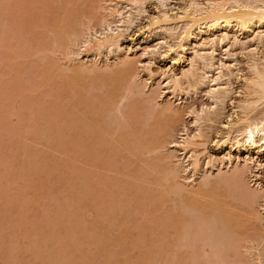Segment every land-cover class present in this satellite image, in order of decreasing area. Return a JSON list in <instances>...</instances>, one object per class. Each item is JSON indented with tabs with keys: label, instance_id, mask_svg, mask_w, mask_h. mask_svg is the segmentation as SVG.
Listing matches in <instances>:
<instances>
[{
	"label": "rangeland",
	"instance_id": "374dc122",
	"mask_svg": "<svg viewBox=\"0 0 264 264\" xmlns=\"http://www.w3.org/2000/svg\"><path fill=\"white\" fill-rule=\"evenodd\" d=\"M198 1L204 4L208 2V0ZM109 2L110 0H0V264H177V262L181 264L184 256L193 253L192 251L194 253L191 256L188 255V258L185 256L186 264H245L244 262L258 264L259 254L262 256V261L264 259V158L258 159L256 153L252 151L249 153L250 157L242 151L240 161L235 158L232 164L225 160L224 163L219 162L213 168L203 165L204 167L202 166L196 175L195 181L191 182L189 176L193 173L187 170L186 162V164H181L184 155H180V152L170 142L180 141V133L185 128L191 134L197 131L193 121L195 118L191 111L193 109L201 110L204 106H213V100L209 98L212 85L224 84L229 81L228 84L231 86L229 92L223 103L219 101L220 106L216 111L219 114L211 116L212 121L206 117L202 119L206 122L201 123L207 140L205 148L214 152L213 158L223 157L222 151H218L216 139L224 131L226 121L236 120V115L235 118L231 117L233 105H237L239 103L237 101L243 98L240 87L245 78L252 75L247 64L248 58L253 54L258 55V52L260 56L264 55V37L263 43H256V40L252 39L253 37L247 38V35H240L241 33L237 35L231 31L228 38L223 43H218L217 47L211 44L203 46L204 40H200L198 45H192L199 50L205 47L216 58L217 64H222L220 69H212L209 73L211 78L220 76V79L216 83L202 85L197 92L189 89L188 93L184 91L185 93L182 92L178 98H173V90L166 87V82L164 83L160 73L164 72L166 75H172L174 71L179 73L184 67L191 68L193 62L185 61L182 62V65L173 63L170 56L175 57V53H171L169 57L166 56L164 50L168 45L158 36L143 42L145 32L143 26L160 11L156 0L146 1L147 13L135 19L132 27L125 32L122 38L124 45L131 46V51L126 50L118 54L103 53L97 58L94 51L86 53L88 49L85 47L84 41L88 30L94 27L100 33L102 22L105 23L107 18L109 21L114 20L108 10ZM185 2V0H170L168 3L170 13L178 11ZM175 31L177 29L168 30L169 34H172L169 41L176 40L178 34H174ZM259 31L255 34L257 35ZM253 48L257 49V52L253 50V53ZM71 51L76 52L75 59L68 56ZM193 52L194 49L189 48L188 55L190 56ZM127 60L130 62L126 63ZM201 61L197 60L196 64L201 65L203 63ZM80 62L83 66L84 63L93 64V66L97 64L98 68L102 70L96 68V70H93L94 68L90 70V68L80 65ZM125 63L133 65L129 68V65ZM149 65L153 74H156L152 78L146 71V67ZM123 66L124 69L127 66L126 70L131 69V74L127 71L128 73L121 75ZM84 68L89 69L88 75ZM260 68L264 69V65ZM124 69L123 72H125ZM73 84L77 85L73 86ZM95 100L97 101L95 102ZM73 101L76 102L73 104ZM57 102L61 104L59 107H57ZM67 102L70 103L67 104ZM70 104L74 108L71 110V114L67 112L68 107H71ZM167 104L171 105L172 110H169L171 108ZM167 107L169 109L166 111ZM237 110L241 114V110ZM263 112L264 103L255 110L254 115H262ZM60 113L62 114L61 118ZM55 117L60 119L54 120ZM77 118L83 122L79 123ZM61 120H63L62 123ZM49 121L53 124L56 122L61 124L53 125ZM87 123H91V125ZM157 123L159 124L158 131ZM86 124L88 129L99 125L98 128H105L106 133H109L105 134L106 136L102 135L108 142L107 144L105 142V149L102 145L101 147L98 145L101 148L100 151L98 146L94 149L97 144L95 140L98 141V138L92 135V132L89 133ZM92 125L95 126L91 127ZM53 126L56 128L53 129ZM134 129L137 130L134 131ZM141 129L143 130L141 131ZM138 130L141 132L140 139L137 136L140 133ZM150 130L154 132L153 138ZM144 132L146 135L143 138ZM128 134L129 137H127ZM150 135L153 140L148 138ZM157 135L162 138L159 139ZM123 136L127 138L124 137L122 140ZM154 136L161 142L158 141L156 144ZM107 138L111 140L108 141ZM146 138L150 145V147L146 146L149 148L148 150L144 146L147 144L145 143ZM132 139L134 142L130 141ZM150 140L152 141L150 142ZM112 142L114 143L112 144ZM132 142L133 144L136 142L137 145H133ZM91 144L94 148L90 146ZM118 144H122L120 146L123 148H120ZM55 145L56 147H54ZM57 145L59 146L57 147ZM162 145L163 147H161ZM235 147L237 146L235 145ZM235 147L232 150L233 155L238 153ZM203 148L201 147L199 150L202 151ZM36 151L40 152L39 155L36 154ZM101 151H103V155L99 154ZM114 151L116 153H113ZM95 153H97V157L100 155V161H102L101 159L104 161L95 162L99 159V157L96 159ZM162 157L167 158L165 160ZM85 158L88 159V163ZM106 162L109 163H107L108 166ZM156 162L160 168L159 166L152 168L156 166L154 165ZM260 162L263 163L262 166H259ZM97 163L98 165H96ZM99 164L106 166L105 169L107 171L109 169V174L102 166L104 172L100 171ZM92 166L93 170H99V174L101 172V177H96V174L92 180V174L97 173L96 171L90 172L92 169L86 173L87 168H92ZM142 167L145 169L144 174ZM148 168L151 170L147 174L146 169ZM239 168L242 169V172L244 170V182L242 180L241 186L238 188V185L235 186L236 183H231L230 175ZM172 169L176 171V178L173 176L175 172ZM88 172L92 174L89 175ZM89 176L90 179H86V181L85 177L89 178ZM142 176L145 177L141 178ZM164 177L165 181H163ZM191 177L193 178V176ZM167 178L170 179L168 182ZM135 179L138 184H142L144 179L146 182L144 181V184L138 189L139 185L135 183ZM138 179L142 182L139 183ZM152 180L155 182L153 185ZM162 181L164 184L167 182L165 184L167 186H162ZM260 181L263 182V186L258 184ZM242 183H244L243 189H241ZM144 186L147 188H143ZM178 186L179 188L181 186V189ZM205 188L207 193L203 195L206 192ZM211 188L217 196L213 195ZM134 189L139 191L136 190L135 193ZM202 191L204 192L202 193ZM222 191L225 193L223 194ZM242 191L244 192L242 193ZM252 191H257L261 197L255 203H251V201L248 203L250 198L249 196L247 198V195L252 194ZM221 192L224 198H222ZM197 193L199 195L196 197ZM230 194L232 196H229ZM200 197H204L202 200L207 198L213 202L214 209L206 208L207 205L202 202L200 203L206 206L199 207L198 201H195V203H199L198 207L194 205L193 201ZM211 197L216 202L210 200ZM217 198L221 201L224 199L228 205L230 203V209H226L230 211L233 206L232 214L235 216L230 214L228 218L226 211L224 214L220 207L217 208V211L216 206L218 207V203L221 202ZM108 201L110 206L106 204ZM129 201H131L130 206ZM99 207L104 211L101 212ZM235 207H237L236 210ZM238 208H242V210ZM161 214L170 216L166 220L168 223L163 221L168 224L167 226H163L162 222L159 223L156 220L161 219ZM239 214L243 215V219L239 218ZM165 218L166 216L161 220ZM236 219L239 220L236 221ZM199 223H202L201 229H199ZM257 223L259 224L257 225ZM240 224H244V226ZM133 226L135 230L131 229ZM165 226L166 228L169 226L171 231L176 228L175 231L180 232L179 235H175L176 232H170L171 235H169L166 232L167 229L164 228V232L169 236L166 235V238L164 232L162 233V227ZM177 226L179 227L177 228ZM125 228L128 230L129 236L133 233L132 237L126 236V239L123 235ZM130 229L132 233H130ZM88 230L92 232H88ZM169 230L167 231L169 232ZM193 232H195V236ZM142 236L147 238L143 239ZM158 237H162L163 241L166 240L167 252L163 250L162 243L164 242ZM92 238L96 241L93 242ZM102 238L105 239L104 242H102ZM122 239L130 242L123 243ZM115 242L121 245L117 246L114 244ZM205 242H207L205 248L211 247L210 249L214 250L217 247L215 249L217 251L210 253L205 250L203 248ZM133 243H138V245ZM126 247L129 250L125 249ZM121 248L128 250V253L125 250L122 251ZM118 250H121L120 253ZM179 250H182L183 254L189 251L181 261L178 259L180 255L177 256ZM145 252L150 253L151 257L145 255ZM206 252L208 254H204Z\"/></svg>",
	"mask_w": 264,
	"mask_h": 264
},
{
	"label": "bare ground",
	"instance_id": "6f19581e",
	"mask_svg": "<svg viewBox=\"0 0 264 264\" xmlns=\"http://www.w3.org/2000/svg\"><path fill=\"white\" fill-rule=\"evenodd\" d=\"M2 1V0H1ZM146 1L147 0H110V2L108 3V8H106V9H108L109 11H110V14L112 15V17H114V20L113 21H109L108 20V18H107V20H105V23L104 22H102L103 24L101 25V27L100 28H102V30H101V32L99 33V31L97 30V28H90L89 30H88V32H87V34L85 35L86 36V40L84 41V45H85V47H87V52L86 53H89V51L90 52H93V53H95L94 55L96 56V58H97V56H101L103 53H110V54H115V53H121V52H123V51H126V50H129V51H131V46L130 45H124L123 44V42H122V38H123V36H124V34H125V32L127 31V30H129V28L130 27H132V25H133V23L135 22V19H137L140 15H142V14H144V13H147V9H146ZM157 1V7H158V9H160V11H158V13H156L155 15H153V17H152V19L151 20H149V21H147V23L143 26V28H145V32H144V37H143V42H147V41H149L150 39H152V38H154V37H159V39H161V40H163V41H165V43L168 45L167 46V49L166 50H164V54L166 55V56H168L169 57V55L171 54V53H175V57H171L170 56V58L173 60V63H178V64H180V65H182V62H185V61H192L193 62V65L191 66V68H183L182 69V71L181 72H173V74L172 75H166L164 72H162V73H160V74H162L161 76H162V79L164 80V83L166 82V87L169 89H171V90H173V98H178V96H180V94L182 93V92H184V91H186V93H188V91H189V89H193L195 92H197L198 90H199V88L202 86V85H204V84H206V83H216V81L217 80H219L220 79V76H218L217 78H211L210 76H209V73L211 72V70L212 69H215V70H218V69H220V67L222 66V64L221 65H219V64H217V61L215 60L216 58H214V56H212V54L210 53V52H208V50L205 48L208 44H211V45H213L214 47H217V45H218V43H223L227 38H228V36H229V33L231 32V31H234V33L235 34H237L238 35V33H241L240 35H247V38H251V37H253L252 39L254 40H256V43H260V42H262L263 43V34H264V0H208V2L207 3H201L200 1H198V0H185L186 2L184 3V5L182 6V7H179V9H178V11H176V12H174V13H170V10H169V8H168V3H169V1L170 0H156ZM2 3V2H1ZM1 3H0V5H1ZM4 5V4H3ZM3 8V7H2ZM104 19V18H103ZM106 19V18H105ZM116 19V20H115ZM95 25V24H94ZM98 26V25H97ZM169 29H171V30H176L177 29V31H175V33L174 34H178L176 37V40H172V41H169V38H171V33L169 34V32H168V30ZM260 30V31H259ZM87 31V30H86ZM257 31H259L258 32V34L256 35L255 33L257 32ZM173 34V35H174ZM253 34H255V36H252ZM173 37V36H172ZM172 39H175V38H172ZM200 40H204L203 41V43H202V45L203 46H205V47H202V48H200V50H199V48L197 49L196 47L194 48V47H192V45H198L199 44V42H200ZM81 42V41H80ZM73 47H74V45H73ZM77 47V46H76ZM189 48H193L194 49V52H193V54H191L190 56L188 55V50H189ZM85 50V49H84ZM254 50V48L252 49V51ZM76 51V50H75ZM254 51H256L257 52V49L256 50H254ZM254 51H253V53H254ZM76 52H78V51H76ZM76 52H74V51H71V52H69V54H68V56L69 57H73L74 59H75V57H74V55L76 54ZM82 52V51H81ZM80 52V53H81ZM79 54V53H78ZM210 54H211V57H210ZM63 55V54H62ZM173 55V54H172ZM67 57V56H66ZM80 57V56H79ZM71 58H70V60H71ZM72 58V59H73ZM77 58V57H76ZM95 58V59H96ZM100 58V57H99ZM169 58V59H170ZM170 59V60H171ZM68 60V59H67ZM197 60L198 61H201V60H203V61H201V62H203L201 65L199 64V65H197L196 64V62H197ZM69 61V60H68ZM75 61V60H74ZM73 61V62H74ZM80 61V60H79ZM85 62V61H84ZM126 62V61H125ZM128 62H130V61H128L127 60V62L126 63H128ZM200 62V63H201ZM82 62H80V65H82L81 64ZM92 63V62H91ZM96 63V62H95ZM125 63V64H126ZM261 63V64H260ZM86 63H84V66L85 67H87V68H90V70H92L93 68V70H99V69H101V68H98V66H97V64H94V65H96V66H93V64H86ZM124 64V63H123ZM195 64V65H194ZM247 64H248V66H249V69L251 70V73H252V75L250 76V77H246L245 78V80H244V83H243V85L240 87L241 88V91L243 92V98H241V99H239V101H237V105H233V108H232V113H231V117H234L235 115H236V120H232V119H230V120H228V121H226V124H224V131H222V134H218L219 136H218V138L216 139V144L218 145V151L219 150H221L222 151V153L224 154L223 155V157H218V158H213L214 157V152H211V151H209L207 148H205L206 146H207V140L205 139V132L203 131V129H202V126H201V123L203 122V121H205V120H203L202 121V119H204V118H206L207 117V119L208 120H213V116L215 115V114H219V112H216L217 110H218V108H219V103L221 102V103H223V101H224V98H225V96H226V94L229 92V87H231V86H229L230 84H228V83H230L229 81L226 83H224V84H220V83H216V84H213L212 85V89L209 91V98H211L212 100H213V103H212V105L213 106H207V107H202V109L201 110H195V109H193V111H191V113H192V116L195 118L193 121H194V125H196V129H197V131L194 133V134H191L190 132H188V129L187 128H185L184 129V131L183 132H181L180 133V141L178 142H174V141H171L170 142V144L171 143H173L172 144V146L173 147H176V149L180 152V155H184V159L183 158H181V159H183L182 161H181V164H184L185 162L187 163V166L188 167H186V165H185V167L187 168V170H189V171H191V173H193V175H190L189 177H190V179L189 180H191V182H194L195 181V177H196V175L200 172V170H201V168H202V166L203 165H205V167L207 166V168H213V167H215V165L217 164V163H219V162H221V163H224V161L225 160H227V161H229V163L230 164H232L233 163V160L235 159V158H237V160L239 159V161H240V159H241V156H240V154L242 153V151H244V152H246L248 155H250L249 153L252 151V152H255L256 153V156H257V158L258 159H263L264 158V112H263V114L261 115V114H259V115H254V113H255V110H257V108H259V106L262 104V103H264V69H261L260 68V66H263L264 65V55H262V56H260L259 55V52H258V55L256 54V55H252V56H250L249 58H248V62H247ZM263 64V65H262ZM90 65V66H89ZM126 65H129V64H126ZM131 65H133V64H131ZM131 65H129L128 67L130 68L131 67ZM83 66V65H82ZM83 66V67H84ZM73 67V66H72ZM79 67V66H78ZM102 67V66H101ZM70 68V67H69ZM68 68V69H69ZM80 68H81V66H80ZM96 68V69H95ZM126 68H127V66H125V69H124V66H123V69H124V71L125 72H123L122 70H121V75L123 74V73H126L127 71L130 73V72H132V71H130L131 69H127L126 70ZM120 69V68H119ZM146 71H148L149 72V75L151 76V78H152V76L154 75H156V74H153L154 72L151 70V68H150V65L149 66H147L146 67ZM72 70V69H71ZM78 70V69H77ZM76 70V71H77ZM81 70L83 71V69L81 68ZM84 70L86 71V73H87V71L89 70V69H85L84 68ZM102 70V69H101ZM49 71V70H48ZM82 71H81V73H82ZM90 72V71H89ZM94 72V71H93ZM97 72V71H96ZM127 72V73H128ZM46 73H48V72H46ZM83 73H84V71H83ZM120 73V72H119ZM119 73H117L118 74V76H119ZM220 73V72H219ZM92 74H94V73H92ZM107 74V73H106ZM131 74V73H130ZM160 74H158V76H160ZM66 75V74H65ZM75 75V74H74ZM83 75V74H82ZM87 75H88V73H87ZM111 75H113V74H111ZM115 76H116V74H115ZM127 76V75H126ZM76 77H77V75H76ZM113 77H114V75H113ZM132 77V76H131ZM76 79V78H75ZM124 79V78H123ZM70 80H72V79H70ZM131 80V79H130ZM129 80V81H130ZM118 81H119V79H118ZM128 81V82H129ZM62 85V84H61ZM69 85V84H68ZM72 85V84H71ZM77 85V84H76ZM76 85H74L73 84V86H76ZM66 86H67V84H66ZM62 87V86H61ZM186 87V88H185ZM214 87V88H213ZM56 88H58V87H56ZM59 89V88H58ZM60 90V89H59ZM59 90H57V91H59ZM57 93V92H56ZM185 93V92H184ZM79 94H80V92H79ZM82 94V93H81ZM84 94H85V92H84ZM49 96V95H48ZM51 96V95H50ZM53 98L55 97V95L54 96H52ZM81 98H83V97H81ZM96 98V97H95ZM74 99V98H73ZM79 99V98H78ZM91 99V98H90ZM94 99V98H93ZM62 100V99H61ZM85 100H88V99H85ZM97 100H95V102H96ZM220 101V102H219ZM76 102V101H75ZM74 101H73V104L75 103ZM83 102V101H82ZM93 102V101H92ZM58 104V106L57 107H59V105H61L59 102H57ZM63 103V102H62ZM68 103H70V102H67V104ZM89 104V103H88ZM90 105H91V103H90ZM98 105V104H97ZM102 105V104H101ZM53 106H54V104H53ZM63 106V105H62ZM65 106H67V105H65ZM70 106H71V104H70ZM81 106V105H80ZM167 106H168V104H167ZM55 107V106H54ZM61 107V106H60ZM86 107V106H85ZM166 107V106H165ZM169 108H171V105H169L168 106ZM166 108L165 110L167 111V109H169V108ZM50 108V107H49ZM51 108H52V106H51ZM69 108H71V109H69ZM89 108V107H88ZM97 108V107H96ZM100 108H102V107H100ZM40 109V108H39ZM57 109V108H56ZM59 109V108H58ZM57 109V110H58ZM61 109V108H60ZM63 109V108H62ZM74 108H72V106L71 107H68V110H67V112H69L70 114H71V110H73ZM83 109V108H82ZM90 109V108H89ZM92 109V108H91ZM98 109V108H97ZM237 109H240L241 110V114L238 112V110ZM52 110V109H51ZM53 110H55V109H53ZM93 110H95V109H93ZM169 110H172V108L171 109H169ZM220 110V109H219ZM61 111V110H60ZM76 111V110H75ZM163 111H164V109H163ZM47 112V111H46ZM65 112V111H64ZM63 112V113H64ZM77 112V111H76ZM80 112V111H79ZM95 112V111H94ZM170 112V111H169ZM175 112V111H174ZM173 112V113H174ZM53 113V112H52ZM91 113V112H90ZM176 113V112H175ZM190 113V114H191ZM57 114V113H56ZM61 114V113H60ZM59 114V115H60ZM78 114V113H77ZM51 115H53V114H51ZM79 115V114H78ZM77 115V116H78ZM174 115V114H173ZM61 116H62V114L60 115V118H61ZM64 116V115H63ZM96 116V115H95ZM205 116V117H204ZM212 116V117H211ZM217 116V115H216ZM52 117V116H51ZM79 117H80V115H79ZM78 117V118H79ZM88 117V116H87ZM171 117V116H170ZM218 117V116H217ZM230 117V116H229ZM59 118V117H58ZM58 118H54V120L56 119H58ZM59 118V119H60ZM70 118V117H69ZM78 118H77V120H78ZM86 118V117H85ZM91 118V117H90ZM93 118H95V117H93ZM235 118V117H234ZM75 119V118H74ZM80 119V118H79ZM87 120H88V118H86ZM51 120V119H50ZM54 120H52V121H54ZM91 120H92V118H91ZM207 120V121H208ZM58 121V120H57ZM62 121L63 120H61V123H62ZM160 121V120H159ZM169 121V120H168ZM172 121V120H171ZM217 121V120H216ZM50 122V121H49ZM67 122V121H66ZM75 122H76V120H75ZM78 122L80 123L81 121L80 120H78ZM83 122V121H82ZM81 122V123H82ZM142 122V121H141ZM161 122V121H160ZM206 122V121H205ZM225 122V121H224ZM50 123H52L53 124V122H50ZM57 123V124H56ZM55 124L56 125H58L59 126V124H61L60 122H56ZM59 123V124H58ZM74 123V122H73ZM73 123H72V125H73ZM86 123V122H85ZM92 123V122H91ZM91 123L89 124V123H87V124H89V125H91ZM93 123H94V121H93ZM101 123V122H100ZM216 123V122H215ZM55 124H53V125H55ZM84 124V123H83ZM86 124V125H87ZM95 124V123H94ZM166 124H167V122H166ZM203 124V123H202ZM64 125V124H63ZM101 125V124H100ZM148 125V124H147ZM157 125V128H158V126H159V124L157 123L156 124ZM165 125V124H164ZM75 126V125H74ZM81 126V125H80ZM93 126H95V125H92L91 127H93ZM98 126L99 125H97L96 127H94V128H91V129H88V125H87V130H89V133L90 132H92L91 134L92 135H94L95 137H97L98 138V141L97 140H95V142H97V144L96 143H94V144H96L95 145V148H94V146H92L93 144H91L90 146H92L94 149H96L97 147L96 146H98V145H100V147H101V145L104 147V146H106V144L108 143V142H106L105 141V139H106V137H102V135H104V136H106V135H108L109 133H106V131L104 130L105 128H102V127H100V128H98ZM137 126V125H136ZM139 126V125H138ZM142 126H143V124H142ZM145 126V125H144ZM155 126V125H154ZM161 126V125H160ZM167 126V125H166ZM140 127V126H139ZM153 127V126H152ZM169 127V126H168ZM170 127H171V125H170ZM173 127V126H172ZM56 128V127H55ZM54 128V126H53V129H55ZM81 128V127H80ZM100 129V130H98V129ZM133 128V127H132ZM137 128V127H136ZM155 128V127H154ZM156 128V129H157ZM209 128H211V127H209ZM131 129V128H130ZM151 129V128H150ZM169 129V128H168ZM60 130V129H59ZM84 131H85V129H83ZM83 130H79L80 132H82ZM102 130V131H101ZM109 130V129H108ZM107 130V132H110V131H108ZM111 130V129H110ZM135 130H137V129H134V131ZM143 129H141V131H142ZM159 130V128L157 129V131ZM160 130H162V129H160ZM56 131V130H55ZM57 131H58V129H57ZM98 131H101V132H98ZM104 131H105V133H104ZM132 131V130H131ZM139 131V130H138ZM147 131V130H146ZM151 131V133H152V138H153V131L152 130H150ZM164 131V130H163ZM167 131V130H166ZM174 131V130H173ZM86 133H88V131H85ZM85 132H84V134H85ZM140 132V131H139ZM56 133V132H55ZM111 133V132H110ZM134 133V132H133ZM160 133H162V132H160ZM164 133V132H163ZM168 133V132H167ZM172 133V132H171ZM101 134V135H100ZM106 134V135H105ZM123 134H126V133H123ZM139 134H141V132L140 133H138V138L140 139V136H139ZM143 134V133H142ZM157 134V133H156ZM156 134H154V135H156ZM169 134V133H168ZM86 135H90V134H86ZM91 135V136H92ZM113 135V134H112ZM144 135H146V133L144 132V134H143V138L145 137ZM149 135V132H148V134H147V136ZM160 135V134H159ZM167 135V134H166ZM98 136H100V137H98ZM110 136V135H109ZM108 136V137H109ZM119 136V135H118ZM142 136V135H141ZM162 136H164V135H162ZM83 137V136H82ZM111 137V136H110ZM109 137V138H110ZM124 137H126V136H123L122 137V140H123V138ZM127 137H129V134H128V136ZM126 137V138H127ZM130 137H132L131 135H130ZM157 137H158V135H157ZM157 137H155L154 136V139H155V141L154 142H156V144H157V142L159 141V142H161L159 139H161V138H159L158 140L156 139ZM89 138H91V137H89ZM104 140H103V139ZM133 138V137H132ZM148 138H151V135L148 137ZM151 138V139H152ZM208 138V137H207ZM55 139V138H54ZM82 139V138H81ZM87 139V138H86ZM86 139H84V140H86ZM93 139V138H92ZM91 139V140H92ZM108 139V138H107ZM120 139V138H119ZM137 139V138H136ZM111 140V139H110ZM109 139H108V141H110ZM153 140V139H152ZM152 140H150V142L152 141ZM56 141V140H55ZM83 141V140H82ZM87 141V140H86ZM119 141H121V139L119 140ZM128 141V140H127ZM130 141H133L134 142V140L132 139V140H130ZM147 141L149 142V140H147V138H146V142L145 143H147ZM214 141H215V139H214ZM59 142V141H58ZM57 142V143H58ZM63 142V141H62ZM90 142H92V141H90ZM105 142H106V144H105ZM123 142V141H122ZM121 142V143H122ZM133 142H132V144H133ZM138 142V141H137ZM99 143V144H98ZM114 142H112V144H113ZM165 143V142H164ZM69 144V143H68ZM80 144H82V143H80ZM110 144H111V142H110ZM109 144V145H110ZM131 144V143H130ZM154 144V143H153ZM155 144V146H157ZM87 145H89V144H87ZM109 145H107V146H109ZM119 146L120 145H122V144H118ZM133 145H137L136 144V142L133 144ZM235 145L237 146V147H235ZM59 145H57V147H58ZM89 146V147H90ZM131 146V145H130ZM142 146V145H141ZM145 147L146 146H148V147H150V145H149V143H147V144H145L144 145ZM143 146V147H144ZM54 147H56V145L54 146ZM87 147V146H86ZM99 146H98V149H99V151L101 150V148H100ZM122 146H120V148H121ZM148 147H146L147 149L146 150H148L149 148ZM159 147V146H158ZM157 147V148H158ZM161 147H163V145L161 146ZM160 147V148H161ZM203 148V152L201 151V150H199V148ZM236 148L237 149V151H238V153H237V155H233L232 154V150H233V148ZM81 148H83V147H81ZM91 148V147H90ZM110 148H112L111 146H110ZM123 148V147H122ZM104 149H105V147H104ZM116 149H118V148H116ZM154 149V148H153ZM159 149V148H158ZM91 150V149H90ZM111 150V149H110ZM235 150V149H234ZM87 151V150H86ZM103 151H106V150H103ZM103 151H101V153H99L100 155H103ZM116 151V150H115ZM113 152V153H116V152ZM120 151V150H119ZM81 152V151H80ZM91 152V151H90ZM109 152V151H108ZM121 152V151H120ZM38 152L36 151V154H37ZM40 153V152H39ZM39 153H38V155H39ZM42 153H44L43 151H42ZM93 153V152H92ZM112 153V152H111ZM119 153V152H118ZM132 153V152H131ZM32 155H33V153H31ZM98 154V155H99ZM105 154V153H104ZM31 155V156H32ZM93 155V154H92ZM95 155H96V157H97V153H95ZM100 155L98 156L99 157V159H98V157L96 158V157H94V158H96V159H98V160H94L95 162H98V161H100ZM164 155V154H163ZM35 156H37V155H35ZM115 156V155H114ZM87 157V156H86ZM163 157H165V156H163ZM162 157V158H163ZM250 157H251V155H250ZM38 158V157H37ZM104 158V157H103ZM118 158V157H117ZM162 158H159V159H162ZM167 158V157H166ZM166 158H163V159H165L166 160ZM253 158H255L254 156H253ZM85 159H87V158H85ZM116 159V158H115ZM170 159V158H169ZM186 159V160H185ZM102 161H104L103 159H101ZM179 160H180V158H179ZM102 161H100V163L102 162ZM110 161V160H109ZM158 161V160H157ZM264 161V160H263ZM87 163H88V159H87ZM108 162H106V164H107ZM119 163V162H118ZM180 163V162H179ZM185 163V164H186ZM104 164H105V162H104ZM109 164V163H108ZM108 164H107V166H108ZM117 164V163H116ZM149 164V163H148ZM85 165V164H84ZM87 165V164H86ZM94 165V164H93ZM96 165H98V163L96 164ZM102 165H103V163H102ZM101 165V166H102ZM120 165V164H119ZM154 165H156V166H154V167H152V168H155V167H157V166H159V168H160V165L158 164L157 165V162H156V164H154ZM164 165V164H163ZM263 165V163L262 162H260L259 163V166H262ZM100 166V164H99V166L98 167H100L101 169H100V171H102L103 170V168L102 167H104V166H102L101 167ZM113 166H115L114 164H113ZM112 166V167H113ZM146 166V165H145ZM170 166V165H169ZM173 166V165H172ZM174 166H176V165H174ZM94 167L96 168V166L94 165ZM106 167V166H105ZM105 167H104V169H105ZM110 167V166H109ZM108 167V168H109ZM121 167V166H120ZM147 167V166H146ZM177 167V166H176ZM204 167V166H203ZM242 167V166H241ZM85 168V167H84ZM116 168V167H115ZM119 168V167H118ZM158 168V167H157ZM236 168V167H235ZM88 170H86V173H87V171H90L91 169V171L90 172H92L93 173V171H96L97 173H89V175L90 174H92L93 175V178H92V180H94V176L97 174H99L98 172H99V170H93L94 168H93V166H92V168H87ZM111 169V168H110ZM121 169V168H120ZM119 169V170H120ZM168 169V168H167ZM232 169V168H231ZM246 169V168H245ZM112 170H114V169H112ZM142 170H143V174H144V168L142 167ZM149 170H151L150 168H148V169H146V172H147V174H148V172H150ZM173 170V169H172ZM105 171L108 173V171H109V169H108V171H107V169H105ZM111 171V170H110ZM117 171V170H116ZM139 171V170H138ZM141 171V170H140ZM159 171V170H158ZM160 171H161V169H160ZM163 171V170H162ZM233 171V170H232ZM80 172V171H79ZM103 172H104V170H103ZM105 172V173H106ZM118 172V171H117ZM152 172V171H151ZM169 172V171H168ZM173 172H175V175H173V176H175V178H176V171L175 170H173ZM228 172V171H227ZM234 172V174H231V175H233V176H231L230 175V177H232L231 178V180H232V182L231 183H236L235 184V186H237L238 185V188H239V186H241L240 185V183H241V181L243 180V173H244V170H243V172H242V169H235V171H233ZM85 173V174H86ZM112 173V172H111ZM141 173V172H140ZM164 173V172H163ZM177 173H179L178 171H177ZM109 174V173H108ZM107 174V175H108ZM143 174H139V175H143ZM146 174V173H145ZM223 174V173H222ZM96 175V177H99L100 175H101V172H100V174L97 176ZM102 175H103V173H102ZM106 175V176H107ZM111 175V174H110ZM116 175V174H115ZM133 175V174H132ZM166 175V174H165ZM86 176H87V174H86ZM126 176V175H125ZM149 176V175H148ZM178 176V175H177ZM180 176V175H179ZM191 176H193V178L191 177ZM227 176H229V175H227ZM101 177V176H100ZM131 178H132V176H130ZM145 177V176H144ZM143 176L141 177V178H144ZM172 177V176H171ZM114 178H115V176H114ZM130 178V179H131ZM140 180H141V178L140 177H138ZM156 178V177H155ZM174 178V177H173ZM192 178V179H191ZM227 178H229V177H227ZM227 178H225V179H227ZM86 179H90V176H89V178H87V177H85V180ZM96 179H98V178H96ZM139 179H138V181H139ZM146 179V178H145ZM145 179H144V181H145ZM219 179H222V178H219ZM224 179V180H225ZM99 180V179H98ZM128 181H129V179H127ZM137 179H135L134 181H135V183H137L138 184V182L136 181ZM163 180V179H162ZM166 179H165V177H164V180L163 181H165ZM168 180H170V179H168L167 178V182H168ZM229 180H230V178H229ZM228 180V181H229ZM87 181V180H86ZM91 181V180H90ZM89 181V182H90ZM133 181V180H132ZM144 181H143V183L142 184H144ZM148 181V180H147ZM153 181V180H152ZM162 181V186H167V185H165L164 184V182ZM176 181V180H175ZM227 181V182H228ZM142 181H139V183H141ZM146 182V181H145ZM150 182V181H149ZM188 182V181H187ZM219 182V180L217 181V183ZM242 182H244V180L242 181ZM86 183V182H85ZM92 183V182H91ZM135 183H134V186H136L135 185ZM155 182L153 181L152 182V185L154 184ZM157 183V182H156ZM216 183V182H215ZM224 183H225V181H224ZM142 184H138L139 186L137 187L138 189H139V187L142 185ZM150 184V183H149ZM148 184V185H149ZM186 184V183H185ZM221 184V183H220ZM243 184L244 183H242V188L241 189H243ZM259 185H262L263 186V182H259L258 183ZM132 185H133V182H132ZM147 185V186H148ZM151 185V184H150ZM149 185V186H150ZM158 185V184H157ZM184 185V184H183ZM194 185V184H193ZM192 185V186H193ZM198 185V184H197ZM215 185V184H214ZM233 185V184H232ZM129 187H130V185H128ZM148 186V187H149ZM186 186V185H185ZM202 186V185H201ZM151 187V186H150ZM215 187V186H214ZM216 187H217V185H216ZM220 187V186H219ZM246 187V186H245ZM259 187V186H258ZM131 188H132V186H131ZM143 188H145V186L143 187ZM147 188V187H146ZM145 188V189H146ZM178 188H179V186H178ZM201 188V187H200ZM203 188V187H202ZM222 189H223V187H221ZM248 188V187H247ZM125 189H128V188H125ZM130 189V188H129ZM138 189H136V190H138ZM179 189H181V186H180V188ZM199 189V188H198ZM212 189V188H211ZM236 189V188H235ZM234 189V190H235ZM135 190V189H134ZM136 190L134 191L135 193H136ZM176 190V189H175ZM191 190V189H190ZM204 190H206V188L204 189ZM219 190V189H218ZM231 190V189H230ZM238 190V189H237ZM240 190V189H239ZM244 190H245V188H244ZM248 190V189H247ZM246 190V191H247ZM139 191V190H138ZM143 191V190H142ZM146 191V190H145ZM181 191V190H180ZM185 191V190H184ZM201 191V190H200ZM209 191H210V189H209ZM260 191V190H259ZM98 192V191H97ZM130 192V191H129ZM133 192V191H132ZM194 192V191H193ZM199 192V191H198ZM204 191H202V193H203ZM212 193H214L213 195H216L215 194V192H213V189H212V191H211ZM223 192V191H222ZM222 192L220 193V194H222ZM233 192V191H232ZM241 192V191H240ZM244 191H242V193H243ZM257 192V191H256ZM256 192H254V191H252L251 193L252 194H250V195H247V194H249V193H247L246 195H247V198H248V196H249V198H250V200H249V202L248 203H250V201H251V203L253 202V203H255V201H259V198L261 197V195H259V193H258V195H257V193ZM138 193V192H137ZM176 193V192H175ZM189 193V192H188ZM191 193V192H190ZM201 193V194H202ZM207 193V190H206V192L205 193H203V195L204 194H206ZM209 193V192H208ZM218 193V192H217ZM225 192H223V194H224ZM229 193V192H228ZM236 193V192H235ZM239 193V192H238ZM219 194V197L221 196ZM222 194V198H224V195ZM227 194V193H226ZM184 195V194H183ZM199 194L197 193V195H196V197L198 196ZM109 196V195H108ZM108 196H106V197H108ZM135 196V195H134ZM134 196H131V197H134ZM194 196V195H193ZM217 196V195H216ZM229 196H232L231 194L229 195ZM239 196V195H238ZM195 197V196H194ZM206 197V196H205ZM209 197V196H208ZM201 198V197H200ZM200 198H198V200L197 199H195L194 201H193V203H195V201H198L199 203L200 202H202V203H204V204H206V205H204V204H199L200 206L199 207H202L203 205L204 206H206V208H210V209H214V206H212V203L213 202H211V201H209V200H207V198L205 199L206 200V202H204L205 200H202L204 197H202L201 199ZM213 198H215V197H213ZM244 198V197H243ZM130 199V198H129ZM128 199V200H129ZM187 199V198H186ZM200 199V200H199ZM212 199V197L210 198V200ZM218 200H219V198H217ZM228 199V198H227ZM104 200V199H103ZM109 200V199H108ZM132 200V199H131ZM191 200H193V199H191ZM202 200V201H201ZM186 201V200H185ZM189 201H190V199H189ZM212 201H214V202H216V200H214V199H212ZM219 201H221V199L219 200ZM218 201V202H219ZM130 202V203H129ZM129 202H127V203H129V206L131 205V201H129ZM229 202V201H228ZM247 203V202H246ZM102 204V203H101ZM103 204H105L104 202H103ZM106 204H108L109 206H110V204H109V201H108V203H106ZM187 204V203H186ZM191 204H192V201H191ZM197 204V202L194 204V205H198ZM214 204V203H213ZM215 204H217V203H215ZM219 205H218V207L216 206V210H217V208H219L220 207V210L221 209H223V210H221V212L223 211V213H224V211H226V216L229 218L230 217V214L232 215V216H235V215H233L232 214V209H234V208H232L233 206H231V210L230 211H228L229 209H230V203H229V205L227 204V202L223 199L220 203H218ZM135 205V204H134ZM231 205H234V204H231ZM238 205V204H237ZM244 205H245V203H244ZM246 205H248V204H246ZM107 206V205H106ZM112 206V205H111ZM189 206V205H188ZM203 206V207H204ZM250 206V205H249ZM252 206V205H251ZM102 207V206H101ZM103 207H104V205H103ZM127 207V206H126ZM198 207V206H197ZM240 207H242V206H240ZM100 208V207H99ZM206 208H205V211H206ZM226 208H229V209H226ZM236 208L237 207H235V210H236ZM244 208V207H243ZM252 208V207H251ZM105 209V208H104ZM111 209V208H110ZM109 209V210H110ZM131 209V208H130ZM163 209V208H162ZM204 209V208H203ZM202 209V211H204ZM238 209H240V208H238ZM245 209H248L249 210V208H247V207H245ZM100 210H101V212H103L102 211V209L100 208ZM198 210V209H197ZM215 210V211H216ZM235 210H233V211H235ZM240 210H242V208L240 209ZM253 210V209H252ZM251 210V211H252ZM218 211V210H217ZM238 211V210H237ZM118 212V211H117ZM105 213V212H104ZM116 213V212H115ZM205 213V212H204ZM227 213H228V215H227ZM235 213V212H234ZM240 213V212H239ZM252 213V212H251ZM113 214V213H112ZM118 214V213H117ZM167 214V213H166ZM214 214V213H213ZM216 214H217V212H216ZM225 214V213H224ZM104 215V214H103ZM105 215H107V214H105ZM163 214H161L160 216V218L162 219V218H164L165 216H166V218L165 219H163V220H161V219H156L157 221H159V223L160 222H162L163 223V221L164 222H166V223H168V221H166L167 219H169V217H168V215H163ZM237 216H238V214H236ZM251 215V214H250ZM250 215H249V217H250ZM256 215V214H255ZM223 216V215H222ZM231 216V217H232ZM243 216V215H242ZM242 216H240V214H239V218H242L243 219V217ZM111 218H113L112 216H110ZM109 217V218H110ZM157 217V216H156ZM159 217V216H158ZM177 217V216H176ZM225 217V216H224ZM106 218V217H105ZM172 219H175L174 217H171ZM170 218V219H171ZM222 218V217H221ZM234 218V217H233ZM237 218V217H236ZM247 218V217H246ZM107 219H108V217H107ZM106 219V220H107ZM117 219V218H116ZM112 220V219H111ZM140 220V219H139ZM227 220V219H226ZM234 220V222H235V219H233ZM239 219H236V221H238ZM244 220H245V218H244ZM252 220H254V218H252ZM109 222H110V220H108ZM170 221V220H169ZM175 221V220H174ZM229 221V220H228ZM227 221V222H228ZM240 221H241V219H240ZM113 222H114V220H113ZM156 222V221H155ZM232 222V221H231ZM244 222V221H243ZM194 223V222H193ZM192 223V224H193ZM237 223V222H236ZM239 223H241V222H239ZM254 223V222H253ZM111 224V223H110ZM113 224V223H112ZM181 224V223H180ZM200 224V223H199ZM231 224V223H230ZM244 224H245V222H244ZM244 224H240L241 226H244ZM259 223H257V225H258ZM133 225V224H132ZM141 225H142V222H141ZM140 225V226H141ZM156 225V224H155ZM164 225H168V224H165V223H163V226ZM170 225V224H169ZM194 225H195V223H194ZM202 225V223L200 224V227H199V229H201V226ZM223 225V224H222ZM232 225V224H231ZM238 225V224H237ZM159 226H162V224H159ZM166 226L165 227H162L163 228V230H162V233L165 231V229L164 228H166ZM179 226H177V228H178ZM233 227V226H232ZM134 229V226L133 227H131V229ZM154 228V227H153ZM158 228V227H157ZM161 228V229H162ZM174 228V227H173ZM197 228V227H196ZM250 228V227H249ZM115 229V228H114ZM126 229V228H125ZM131 229L129 230V231H131ZM159 229V228H158ZM158 229H157V231H158ZM167 230L168 229H170L169 230V232L166 230V232L169 234V235H171V233L170 232H172V233H174V232H176L175 231V229L176 228H174V231H171L172 229L168 226V228H166ZM181 229V228H180ZM193 229V228H192ZM236 229H238L239 230V228H236ZM91 230V229H90ZM90 230H88V232L90 231ZM135 230V229H134ZM142 230V229H141ZM148 230V229H147ZM177 230V229H176ZM196 230V229H195ZM151 231V230H150ZM178 231H179V229H178ZM197 231V230H196ZM195 231V232H196ZM90 232H92V231H90ZM142 233H143V231H141ZM192 232V231H191ZM195 232H193V235H194V233ZM262 232V231H261ZM94 233H96L95 231H94ZM123 235H125V237L127 236L128 238L133 234L132 233V231L130 232V233H132V234H130V236L128 235L129 234V232H128V230L126 229V230H124L123 231ZM161 233V234H162ZM167 233H163L164 235H165V237H166V235L168 236V234ZM178 233V234H177ZM179 233L180 232H176V233H174L175 235H179ZM141 234V233H140ZM140 234H139V236H140ZM152 234V233H151ZM182 234V233H181ZM198 234V233H197ZM120 235V234H119ZM150 235V234H149ZM148 235V236H149ZM163 235V236H164ZM173 235V234H172ZM192 235V234H191ZM192 235V236H193ZM196 235V234H195ZM194 235V236H195ZM135 236H138L137 234H135ZM156 236H157V234H156ZM254 236V235H253ZM94 237H95V235H94ZM103 237V236H102ZM117 237V236H116ZM124 237V238H125ZM127 237H126V239H127ZM132 237V236H131ZM141 237V236H140ZM146 237V236H145ZM145 237H143L142 236V238L144 239ZM165 237H164V240H165ZM169 237V236H168ZM258 237V236H257ZM99 238H100V236H99ZM106 238V237H105ZM120 238H121V235H120ZM123 238V237H122ZM136 238V237H135ZM141 238V239H142ZM147 238V237H146ZM159 238V237H158ZM158 238H157V240H158ZM167 238V237H166ZM171 238V237H170ZM106 239H108V238H106ZM139 239V238H138ZM140 239V240H141ZM159 239H161L162 240V237L161 238H159ZM195 239V238H194ZM92 240H93V238H92ZM102 242H104V238H102ZM108 240H110V239H108ZM117 240H119L118 238H117ZM122 240H124V239H122ZM121 240V241H122ZM136 240V239H135ZM134 240V241H135ZM174 240V239H173ZM177 240V239H176ZM96 241V239H94L93 240V242H95ZM97 241H98V238H97ZM101 241V240H100ZM112 241V240H111ZM120 241V240H119ZM131 241H132V239H131ZM133 241V242H134ZM156 241V240H155ZM154 241V242H155ZM160 241V240H159ZM163 241V240H162ZM166 241V240H165ZM165 241H163L164 243H162V246H164L163 248V250L164 251H168L167 250V247L168 246H165L166 244H167V242H165ZM99 242V241H98ZM98 242H97V244H98ZM124 242H127V243H129L130 241H123V243ZM148 242H150V241H148ZM147 242V243H148ZM152 242H153V240H152ZM157 242V241H156ZM155 242V243H156ZM173 242V241H172ZM105 243H106V241H105ZM118 243H120V242H118ZM142 244L144 243V242H141ZM207 242H205L204 243V247L203 248H205V244H206ZM218 243V242H217ZM220 243V242H219ZM96 244V246H98ZM103 244V243H102ZM108 244H109V242H108ZM108 244H107V246H108ZM110 244H112V243H110ZM114 244H116L117 246H119V245H121V244H117V242H115ZM134 245L136 244V243H133ZM133 244H132V246H133ZM196 244V243H195ZM194 244V245H195ZM123 245V244H122ZM126 245V244H125ZM138 245V243L136 244V246ZM140 245V244H139ZM147 245H149V243L147 244ZM156 245V244H155ZM168 245V244H167ZM124 246V245H123ZM132 246H131V248H132ZM160 246H161V244H160ZM208 246V245H207ZM215 246H216V244H215ZM218 246H220V245H218ZM165 247H166V250H165ZM200 247H201V245H200ZM210 247V246H209ZM250 247V246H249ZM101 248V247H100ZM99 248V249H100ZM124 248V247H123ZM139 248V247H138ZM146 248V247H145ZM149 248V247H148ZM202 248V249H203ZM211 248V247H210ZM210 248H205V250H207V251H209L210 253H213V252H216L215 251V249L217 248H215L214 250H211ZM219 248V247H218ZM115 249V248H114ZM119 249H120V247H119ZM125 249H128V247H126ZM125 249H123V250H125ZM134 249V248H133ZM161 249V248H160ZM213 249V248H212ZM253 249V248H252ZM121 250H122V248H121ZM120 250V251H121ZM122 250V251H123ZM129 250V249H128ZM128 250H125V251H127V253H128ZM149 250V249H148ZM162 250V249H161ZM205 250H204V252H205ZM119 251V250H118ZM120 251L118 252V253H120ZM132 251V250H131ZM176 251H177V249H176ZM182 251V250H181ZM180 250L177 252V256H178V254L180 255L179 256V260L181 261V259L183 258V256L185 255V254H187V253H185V254H183V252H181ZM249 251V250H248ZM117 252V251H116ZM149 252H150V250H149ZM154 252V251H153ZM163 252V251H162ZM162 252H161V255H162ZM181 252V253H180ZM185 252V251H184ZM191 252V251H190ZM193 253H194V251H192ZM197 252V251H196ZM219 252V251H218ZM251 252V251H250ZM123 253V252H122ZM144 253V252H143ZM151 253V252H150ZM150 253H146L145 252V255H149ZM176 253V252H175ZM193 253H191V254H193ZM124 254H126V253H124ZM165 254V253H164ZM167 254V253H166ZM191 254H187V256H186V258H188V255L189 256H191ZM196 254V253H195ZM203 254V253H202ZM204 254H208V252H206V253H204ZM219 254V253H218ZM252 254H253V252H252ZM213 255V254H212ZM146 256V257H147ZM150 256V255H149ZM185 256H184V260L182 259V263L181 264H184L185 262L184 261H186L185 259ZM216 256V255H215ZM151 257V256H150ZM163 257V256H162ZM181 257V258H180ZM192 257H193V255H192ZM250 257V256H249ZM259 260L257 261L258 262V264H264V259H263V261H262V256H260V254H259ZM164 258V257H163ZM190 258V257H189ZM213 258H216V257H214L213 256ZM255 258V257H254ZM217 259V258H216ZM245 259H246V257H245ZM247 259H248V257H247ZM256 259H258L257 257H256ZM255 259V260H256ZM252 261V260H251ZM250 261V262H251ZM249 262V261H248ZM249 262V263H250ZM245 264H246V262H244ZM166 264V263H165ZM177 264H178V262H177ZM186 264V263H185Z\"/></svg>",
	"mask_w": 264,
	"mask_h": 264
}]
</instances>
